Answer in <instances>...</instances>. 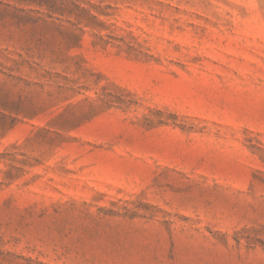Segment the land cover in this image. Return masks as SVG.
<instances>
[{
	"label": "rangeland",
	"instance_id": "1",
	"mask_svg": "<svg viewBox=\"0 0 264 264\" xmlns=\"http://www.w3.org/2000/svg\"><path fill=\"white\" fill-rule=\"evenodd\" d=\"M0 264H264V0H0Z\"/></svg>",
	"mask_w": 264,
	"mask_h": 264
}]
</instances>
